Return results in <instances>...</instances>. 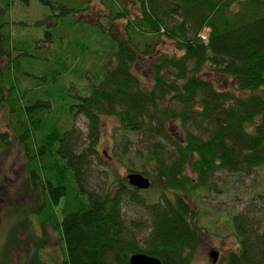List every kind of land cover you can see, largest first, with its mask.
I'll return each instance as SVG.
<instances>
[{
  "label": "trees",
  "instance_id": "1",
  "mask_svg": "<svg viewBox=\"0 0 264 264\" xmlns=\"http://www.w3.org/2000/svg\"><path fill=\"white\" fill-rule=\"evenodd\" d=\"M97 1L106 14L100 13L94 22L83 19L113 39L97 36L100 30H94L91 69L75 61L89 50L82 41L56 45L54 35L47 33L38 44L45 53L41 71L34 74L28 70L31 64L22 63V54L14 55L20 43L1 36L5 52L0 54L12 63L0 74V83L5 77L18 82L0 84V109L5 103L11 107L28 183L44 196L31 215L59 230L64 264H129L139 253L164 264H193L203 231L189 199L219 171L250 175L264 166V0H136L141 14L133 18L119 0ZM92 3L88 0L85 10L58 8L61 15H90ZM173 15L181 22L169 28L167 20ZM106 17L110 23L104 25L100 20ZM123 20L127 37L114 31ZM162 37L182 54H160L153 84L145 87L133 68L140 57L155 53L150 40ZM207 66L230 78L236 88H215L204 78ZM81 68L87 73H80ZM76 74L89 85L71 82ZM24 80L38 82L27 88ZM79 116L89 121L90 145L85 148L76 138ZM104 116L116 118L121 130L141 136V167L129 171L160 181L158 201L146 204L127 177L114 176L104 193L88 189ZM173 122L181 129L191 125L204 135L186 131L178 142L168 128ZM157 139L172 144L174 151L167 156ZM12 146L8 134L0 133V148L8 151ZM127 198L145 207L150 217L146 248L123 220ZM234 227L239 247L228 254L226 264H264V232L254 230L242 215L234 216Z\"/></svg>",
  "mask_w": 264,
  "mask_h": 264
},
{
  "label": "rangeland",
  "instance_id": "2",
  "mask_svg": "<svg viewBox=\"0 0 264 264\" xmlns=\"http://www.w3.org/2000/svg\"><path fill=\"white\" fill-rule=\"evenodd\" d=\"M7 1L9 2H0V41L1 36L10 35L13 40L20 43V51L14 55L22 54L20 56L22 63L31 64L28 70L34 74L39 75L41 71L40 65L43 63L42 58L45 53L43 48L38 49V44L44 40L47 33L54 35L56 45L58 42L62 46L67 45L69 39L74 44L76 40L82 41L81 46L88 47L89 50L83 54V58L75 61L88 64V69H91L90 49H95L93 46L91 48L94 43V30H100V32L96 31L97 36L113 39L108 32L101 30L100 26L84 20L94 22L100 13L106 14L97 0H93L90 5V15L83 12L61 15V9L58 8L61 5L69 9L85 10L88 0ZM119 2L122 6L128 7L131 18L137 13L141 14L136 0H119ZM100 22L105 25L110 23V20L106 17ZM180 22L181 19L173 15L168 18L167 26L174 28ZM126 30L124 20L114 25L115 33L121 37L128 36ZM150 42L152 46L157 47L155 53L147 58L140 57L133 68L145 87H151L153 84L155 66L160 54L165 53L170 56L182 54L176 44L167 37H162L158 41L151 39ZM2 51L5 52V48L0 43V53ZM11 63L8 56L4 53L0 54V74L5 75V69L8 65L11 66ZM80 73L87 71L81 68ZM204 78L211 81L219 90L236 88L230 78L220 75L209 66L204 70ZM1 81V85L8 86L11 84L16 86L18 82L16 79L6 81V77ZM74 81L83 87L87 86L88 82L83 79L78 80L77 74L76 79L71 82ZM37 82L38 80L30 81L32 85H36ZM23 83L27 88H32L28 81L24 80ZM4 88L5 94L8 95L5 86ZM71 92L75 94L74 89ZM169 106L178 109L175 104ZM13 116L11 107L5 103L0 109V133L8 134V140L13 146L8 151L0 148V264H64V245L59 230L52 227L49 221L43 223L44 218L42 222L31 215V212L42 204L44 196L40 192H33L28 183L27 161L18 145ZM88 127L89 121L84 116L75 119L76 138H79L84 148L90 145ZM119 127L116 118L110 116L102 118L97 145L99 155L92 158L88 177L87 186L91 191L104 193L113 182L114 176L127 177L131 174L130 169L139 170L141 167V152L145 151L141 136L125 132ZM168 128L172 138L178 142L184 140L186 131L195 135H204L191 125L181 129L179 123L173 122L168 124ZM157 141L163 146L167 156L174 151L173 145L167 141L162 139ZM188 174L194 177L191 168ZM149 178L154 184L153 189L140 192L146 204L158 201L160 197V181L153 175ZM189 202L199 212V225L203 231L193 264H214L210 257L213 251L219 253L216 264H226L225 258L228 254L237 251L239 247L234 227L235 215H242L254 230L264 232V166L256 168L250 175L219 171L208 186L194 193ZM122 216L139 245L146 248L145 241L151 232V221L145 207L127 198L123 201Z\"/></svg>",
  "mask_w": 264,
  "mask_h": 264
},
{
  "label": "water",
  "instance_id": "3",
  "mask_svg": "<svg viewBox=\"0 0 264 264\" xmlns=\"http://www.w3.org/2000/svg\"><path fill=\"white\" fill-rule=\"evenodd\" d=\"M127 180L130 186L138 190H149L152 187V181L150 178L140 174V173H131L127 176ZM210 257L213 260V263L216 264L219 260V253L216 251L211 252ZM129 264H164L158 258L149 256L144 253H139L131 256Z\"/></svg>",
  "mask_w": 264,
  "mask_h": 264
}]
</instances>
